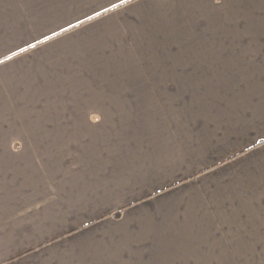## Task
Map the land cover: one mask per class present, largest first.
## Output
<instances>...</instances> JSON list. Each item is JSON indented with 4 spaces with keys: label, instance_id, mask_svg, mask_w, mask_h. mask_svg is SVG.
<instances>
[{
    "label": "crops",
    "instance_id": "0c3cea01",
    "mask_svg": "<svg viewBox=\"0 0 264 264\" xmlns=\"http://www.w3.org/2000/svg\"><path fill=\"white\" fill-rule=\"evenodd\" d=\"M0 258L264 264V0H0Z\"/></svg>",
    "mask_w": 264,
    "mask_h": 264
},
{
    "label": "rangeland",
    "instance_id": "374dc122",
    "mask_svg": "<svg viewBox=\"0 0 264 264\" xmlns=\"http://www.w3.org/2000/svg\"><path fill=\"white\" fill-rule=\"evenodd\" d=\"M24 259H20L17 261H10V260H7L5 258H0V264H20Z\"/></svg>",
    "mask_w": 264,
    "mask_h": 264
},
{
    "label": "snow or ice",
    "instance_id": "6c2138e0",
    "mask_svg": "<svg viewBox=\"0 0 264 264\" xmlns=\"http://www.w3.org/2000/svg\"><path fill=\"white\" fill-rule=\"evenodd\" d=\"M122 2H123V0H122ZM116 5H113V7H115Z\"/></svg>",
    "mask_w": 264,
    "mask_h": 264
}]
</instances>
